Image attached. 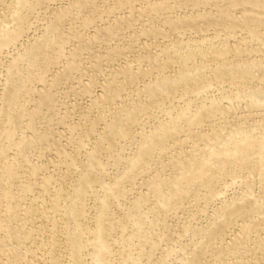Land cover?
I'll return each mask as SVG.
<instances>
[{
  "label": "bare ground",
  "instance_id": "1",
  "mask_svg": "<svg viewBox=\"0 0 264 264\" xmlns=\"http://www.w3.org/2000/svg\"><path fill=\"white\" fill-rule=\"evenodd\" d=\"M0 264H264V0H0Z\"/></svg>",
  "mask_w": 264,
  "mask_h": 264
}]
</instances>
